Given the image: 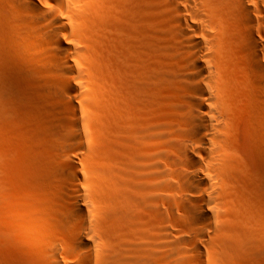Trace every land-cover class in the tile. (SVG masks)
Returning <instances> with one entry per match:
<instances>
[{
	"label": "bare ground",
	"instance_id": "bare-ground-1",
	"mask_svg": "<svg viewBox=\"0 0 264 264\" xmlns=\"http://www.w3.org/2000/svg\"><path fill=\"white\" fill-rule=\"evenodd\" d=\"M127 1L103 89L96 0H0V264H264V0Z\"/></svg>",
	"mask_w": 264,
	"mask_h": 264
},
{
	"label": "rangeland",
	"instance_id": "rangeland-1",
	"mask_svg": "<svg viewBox=\"0 0 264 264\" xmlns=\"http://www.w3.org/2000/svg\"><path fill=\"white\" fill-rule=\"evenodd\" d=\"M98 2V5L101 9V16L98 17V22L94 24V26H92V29L90 30L91 31V36L88 35V41L91 39V41H89L90 43V46H92L94 49L97 48L98 50L95 49L96 53H95V58H94V61H95V64L97 67L100 68V70L102 72H100L97 76H95L97 79H95V83L99 86H102V88H106V84H107V81L108 79L107 78V72H108V65H109V62H110V57H109V50H110V44H111V34H112V30L113 29H117L118 27L117 26H120V24L124 21V18L126 17V8H127V4L129 3L127 0H96ZM103 2H104V5H103ZM126 2V3H125ZM126 4V5H125ZM107 6V8H105ZM124 6V7H123ZM125 9V10H124ZM123 11V12H122ZM105 12V13H104ZM105 16H104V14ZM111 15H110V14ZM122 13V14H121ZM125 15V16H124ZM115 16V17H114ZM123 17V21H119L121 20ZM101 18V20H100ZM120 18V19H119ZM117 19V20H116ZM108 21V22H107ZM102 24H101V23ZM108 24H107V23ZM111 22V23H110ZM113 22V23H112ZM119 22V23H118ZM100 23V24H99ZM99 24V25H98ZM110 24V26H109ZM114 24V25H113ZM98 25V26H96ZM104 25V26H102ZM107 25V26H106ZM117 25V26H116ZM112 26V27H111ZM95 27V28H94ZM103 29L105 31H103ZM112 29V30H111ZM111 30V31H110ZM89 31V33H90ZM105 33H103V32ZM106 31H109L106 33ZM101 32V33H100ZM93 36V37H92ZM110 37V39H109ZM103 40H104V43H103ZM92 42V43H91ZM98 42V43H97ZM109 44V46H108ZM104 45V46H102ZM108 48V49H107ZM103 49V50H102ZM108 52H107V51ZM94 51V52H95ZM101 53V54H100ZM103 54V55H102ZM101 55V56H100ZM100 58H99V57ZM104 56V57H102ZM97 58V59H96ZM105 58V59H104ZM109 58V59H108ZM99 59V60H98ZM100 63V64H98ZM107 63V64H106ZM99 65V66H98ZM101 65V66H100ZM107 69V70H106ZM101 75V76H100ZM103 76V77H102ZM102 78V82H101V79ZM99 79V80H98ZM100 81V84H98ZM98 82V83H97ZM104 82V83H103ZM93 84V83H92ZM104 84V85H103ZM103 88V89H104ZM106 102L104 103L103 105V112L105 113V111L107 110L106 109ZM105 110V111H104ZM240 127H241V124H240ZM94 133V137L96 139H101L103 137H105L107 135V122L104 120V119H101V122L99 124H97V126L95 127V131L93 132ZM209 253V251H208ZM206 254L205 258H206V264H221L219 261H213L212 258H211V255L210 253L209 254ZM233 258V260H232ZM230 258L229 260L232 261L231 263L232 264H238L237 262V259L232 257ZM227 260V263H229ZM236 260V261H235ZM216 262V263H214ZM222 264H226V263H222Z\"/></svg>",
	"mask_w": 264,
	"mask_h": 264
}]
</instances>
